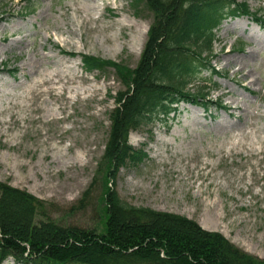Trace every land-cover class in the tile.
<instances>
[{"label": "rangeland", "instance_id": "374dc122", "mask_svg": "<svg viewBox=\"0 0 264 264\" xmlns=\"http://www.w3.org/2000/svg\"><path fill=\"white\" fill-rule=\"evenodd\" d=\"M236 1L264 16V0ZM153 23L133 0H0V182L46 203L65 226L92 229L100 219L103 189L93 183L124 90L114 68L89 72L82 57L136 69ZM139 30H147L140 56L123 45ZM214 56L220 88L209 100L221 107L182 103L132 132L146 157L121 169L114 188L131 206L192 220L264 260V28L228 19ZM78 156L83 163H71Z\"/></svg>", "mask_w": 264, "mask_h": 264}, {"label": "trees", "instance_id": "16d2710c", "mask_svg": "<svg viewBox=\"0 0 264 264\" xmlns=\"http://www.w3.org/2000/svg\"><path fill=\"white\" fill-rule=\"evenodd\" d=\"M133 1L154 16L137 68L82 57L89 72L114 68L124 86L114 98L109 141L93 183L103 189L96 227L65 226L46 203L0 182V264H264L192 220L125 203L114 188L121 169L146 157L130 144L132 132L168 120L182 103L206 113L221 107L209 100L219 89L213 77L221 74L210 62L218 31L227 19L244 16L264 27V16L236 0Z\"/></svg>", "mask_w": 264, "mask_h": 264}, {"label": "bare ground", "instance_id": "6f19581e", "mask_svg": "<svg viewBox=\"0 0 264 264\" xmlns=\"http://www.w3.org/2000/svg\"><path fill=\"white\" fill-rule=\"evenodd\" d=\"M75 12L77 14H79L81 12V9L75 8ZM120 26H126V25H124V22H121ZM146 35H147V30L146 31L139 30L131 36L130 41L123 43V45L127 46L129 49H135L136 53L140 56L142 49L144 47ZM112 39L115 40L116 37L112 36ZM62 77H64V79L65 78L69 79V81H73V79H74V77L68 78L66 75H62ZM79 90L84 91L85 89L79 88ZM88 90L90 92L94 93L97 91V88L93 86V87L89 88ZM44 94H45V92L41 91V92L37 93L36 97H38V100H40V98H42ZM49 113H51L53 115L55 114V112L53 110H49ZM70 160H71V163H73V162L74 163H83L84 156H78V157H76V159L71 158ZM65 164L68 165V164H70V162L68 161Z\"/></svg>", "mask_w": 264, "mask_h": 264}]
</instances>
